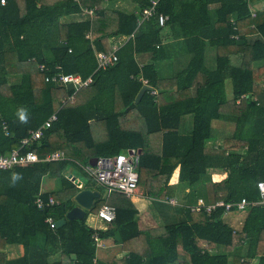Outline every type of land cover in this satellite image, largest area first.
I'll return each mask as SVG.
<instances>
[{"label":"trees","instance_id":"obj_1","mask_svg":"<svg viewBox=\"0 0 264 264\" xmlns=\"http://www.w3.org/2000/svg\"><path fill=\"white\" fill-rule=\"evenodd\" d=\"M104 1H0V154L19 149L43 158L61 150L67 157L0 169V264H264L263 205L248 204L236 226L227 218L236 207L196 211L180 202L173 219L140 228L136 203L103 188L84 217L50 227L46 219L65 217L81 189L68 177L76 176L71 168L86 175L80 165L120 152L138 156V185L161 201L157 208H171L168 199L179 187L201 184L204 195H194L195 202L260 198L264 0H158L155 16L141 23L150 0H132L130 13L105 8ZM82 7L94 14L81 15ZM159 13L168 17L163 26ZM118 35L129 38L117 49V60L97 69L94 51H111L109 39ZM207 47L215 52L213 68L205 62ZM233 54L241 55L238 66L230 61ZM58 72L91 82L76 90L45 80ZM143 79L172 96L162 102L146 90L135 103ZM226 103L237 112L223 113ZM54 112L56 120L42 135L23 145ZM218 138L217 146L207 147ZM176 168L177 184H169ZM13 174L21 179L13 183ZM46 176L57 179L58 187L41 190ZM87 178L83 188L93 184ZM38 197L54 203L38 207ZM103 204L115 207V218L103 221V228L88 225L86 214ZM93 234L118 251L98 258ZM9 245H21L22 253L7 257Z\"/></svg>","mask_w":264,"mask_h":264},{"label":"built area","instance_id":"obj_2","mask_svg":"<svg viewBox=\"0 0 264 264\" xmlns=\"http://www.w3.org/2000/svg\"><path fill=\"white\" fill-rule=\"evenodd\" d=\"M2 3L4 0H0ZM158 4V0H150L149 6L142 9L140 12L139 23H141L144 19H148L156 14V6ZM94 8H81L82 14H93ZM158 24L163 26L167 20V15L159 13L156 15ZM116 47L109 52L104 51H94L97 69L105 68L111 64H113L117 60ZM39 70H43V65H37ZM45 80H51L54 82H61L64 84L71 83L72 88L78 89L80 87L86 86L91 82V77L86 78L85 80L81 79L78 74H64L58 72L53 74L52 76H47ZM143 84H147V80H142ZM148 85V84H147ZM151 94H156V90L151 87ZM72 96L69 98L71 99ZM56 112L51 114L44 123L37 128L36 130L31 131L30 136L28 138H24L22 140V144L26 145L30 143L32 140L39 138L42 135L43 129L49 127L53 121L56 120ZM67 159L65 153L61 150H56L54 152H50L46 154L43 158H40L36 152L34 151H25L20 152L19 149H14L8 154H0V169H9L14 166H23L26 164H31L33 162H37L40 160L43 161H56ZM81 169L86 173L87 176L92 178L96 183L100 184L107 193L117 192L124 194L128 198H132L138 190V156L133 154H129L128 152H120L113 156H102L95 159V163L92 166L89 165H80ZM83 183L80 181V185L78 188H82ZM257 188L259 190L260 198L257 201H247L245 198H242L238 202H229L225 203L222 200L217 201L214 204H207L203 198H198L194 204L189 205L191 210H200L204 208L206 211H210L216 206H224L226 211H228L232 207H236L239 211H243L248 204L250 205H263L264 206V180H260L257 182ZM168 202L172 204H176L175 199H168ZM36 203L38 207H42L43 204L51 205L54 203V199L49 197L47 202H43L41 197L36 198ZM115 207L110 204H103L95 216L102 221L109 222L115 218ZM50 224V227H55V221L51 218L46 219ZM96 247L102 246V240L97 237L96 234L92 235Z\"/></svg>","mask_w":264,"mask_h":264},{"label":"crops","instance_id":"obj_3","mask_svg":"<svg viewBox=\"0 0 264 264\" xmlns=\"http://www.w3.org/2000/svg\"><path fill=\"white\" fill-rule=\"evenodd\" d=\"M135 6H136V4L134 2H132V0H105L103 2V7L109 8V9H116V10H119V11L125 12V13L134 12L135 11ZM93 14H94V12H93ZM93 14H91V15L87 14V15L92 16ZM81 15H84V14H81ZM166 30H167V27H164L163 33H165ZM128 38H129V36H124V35H118V36L111 37L109 40H110V43L112 44V49H113V47H116L118 49L120 46H122L128 40ZM207 57L212 59V60H214V57H215L214 49H212L210 47H207L206 57H205L206 65L209 68H213L215 66V60L213 62L211 61L212 62L211 64H208L207 61H206ZM230 61H231L232 64L238 66L241 63V55H239V54L230 55ZM141 64H142V62H141ZM176 68H177L176 65H174V66L171 67L170 71L174 72V70ZM225 89H226L227 95L229 97L230 96L231 87H230V83L228 81L225 84ZM156 94H159V93H156ZM172 94H173L172 92L171 93L170 92H164V93L159 94L160 101H162V102L166 101L170 96H172ZM72 98H73V96L71 97V99ZM230 104L231 103H226L224 106H222V112L223 113L230 114L233 111L237 112V110H231L232 109V105H230ZM189 120H190V117H187L185 119V123L189 124L190 123ZM221 126H223V125H221ZM224 126H226V125L224 124ZM220 140L221 139L218 138V139L212 140L210 142H207V147H209V148L210 147H215V145H213V144H216V143L218 144V141H220ZM89 179L94 181L92 178H89ZM177 181H178V168H176L174 170V172L172 173L171 178L169 180V184H177ZM56 187H58L57 182H55L54 185L51 186L50 189H55ZM50 189H48V190H50ZM90 189L96 190V189H93L92 187ZM191 189L194 190L195 188L192 187ZM191 189L190 188H185V187L183 188V186H181V187L178 188L176 193L171 198L173 200L175 199V201L177 203H180V202L182 203L183 202L186 205L187 204L191 205V203L195 202L196 197L194 195L192 197H190L189 195L187 197H185L189 192L191 193V191H190ZM41 190H43L42 187H41ZM131 200L134 203H136V205L139 208L138 223H139V227L140 228H149V227H152V226H156L155 225V223H156L155 219L158 220L159 219L158 217H162V215H163L164 218H168L169 220L173 219L172 217H173V214H174L173 213L174 205H170L171 208H167V209L166 208H157V206L154 205L153 203L154 202L155 203L156 202H160L161 203V201H156V200L148 197L146 195V193L144 192V189H143V192H142V189H140V184L138 185L137 193L131 198ZM156 210H162L160 212V216L156 213ZM160 224H162V222ZM92 227L103 228L104 225H103V227H98V226H93L92 225ZM102 243H103L102 246L104 248V250H103L104 253L107 252V251L113 250L114 248L115 249L119 248V246L111 244L109 239L107 241H103L102 240ZM98 250H99V248H97V252H96V255H97L98 258L107 259L108 257H110V255L108 257H106V258H105V256L101 257L102 255L98 254ZM22 251H23V249H22L21 245H9L8 246L7 257L12 258V257L19 256L22 253ZM101 253H102V251H101Z\"/></svg>","mask_w":264,"mask_h":264},{"label":"rangeland","instance_id":"obj_4","mask_svg":"<svg viewBox=\"0 0 264 264\" xmlns=\"http://www.w3.org/2000/svg\"><path fill=\"white\" fill-rule=\"evenodd\" d=\"M206 61H207L208 64H211L214 60H212V59H210V58L207 57V60ZM227 126H228V124H227ZM231 130H232V128L230 129V131ZM219 142H221V141H219ZM216 144H213V145L217 146ZM71 171L76 175L75 177L78 178V180L81 181L83 184H87L89 182L88 181V178H87V175H83L81 170L76 169V168H71ZM56 180L57 179H54V178H51V177L48 178V176H46L42 180L41 186H42V188L44 190H48L49 188H51V186L54 185V183L56 182ZM92 183L93 184L91 185V187L93 189L98 190L101 193V195H104V190L105 189L103 190V187L100 184L96 183L95 181H93ZM140 189H142V192H143V188H141V186H140ZM195 189H196V192H194ZM195 189L194 190L193 189L190 190L193 195H195V196H197V195H202L203 196L204 195L203 194V191L205 189V186H203L201 184L199 186H195ZM153 204L156 205L155 202ZM170 204L171 205H174V206L178 205V204H175V203L174 204L170 203ZM161 211L162 210H156V213L160 216V212ZM244 215H245V213L244 212H241V211H238V212H235V213L234 212H231V213H227V218H230V220L232 221V223L237 226L243 220ZM158 218H159L158 220L155 219V222H156L155 225L160 224L161 222L162 223H165L168 220V218H164L163 215H162V217H158ZM231 221H229V222H231ZM86 223L88 225H91V226L93 225V226H98V227H103V225H104V222L101 219L97 218L95 216V214L90 213V212H88L86 214ZM98 248H99L98 254L102 255L101 257H104L105 256V258L108 257L109 255H113L119 249V248L118 249H115L114 248L113 250H110V251H107V252L104 253L103 246L101 248L100 247H98ZM101 251H102V253H101Z\"/></svg>","mask_w":264,"mask_h":264},{"label":"water","instance_id":"obj_5","mask_svg":"<svg viewBox=\"0 0 264 264\" xmlns=\"http://www.w3.org/2000/svg\"><path fill=\"white\" fill-rule=\"evenodd\" d=\"M67 87L72 88V84L68 83ZM146 90H151V86L143 84L135 96V103H137L141 99ZM128 153L133 154L134 152ZM95 159L96 158H94V160L90 162V165H93L95 163ZM68 177L71 178V180L76 184L77 187L80 185V181L78 180V178H76L72 174H69ZM99 197L100 193L97 190H92L90 188H81L73 197L75 205L70 210H68V212L65 214V217L55 220V226L57 228L61 227L65 224L66 219L84 217L86 210H89L93 204V201ZM72 257L74 258L75 255L73 254Z\"/></svg>","mask_w":264,"mask_h":264},{"label":"clouds","instance_id":"obj_6","mask_svg":"<svg viewBox=\"0 0 264 264\" xmlns=\"http://www.w3.org/2000/svg\"><path fill=\"white\" fill-rule=\"evenodd\" d=\"M20 119H21V121L25 120L23 110H21V112H20ZM19 179H21V176L19 174H13V176H12V182L13 183H15Z\"/></svg>","mask_w":264,"mask_h":264}]
</instances>
